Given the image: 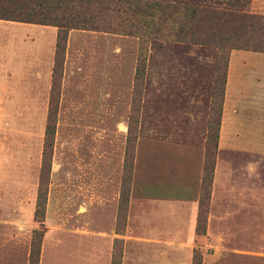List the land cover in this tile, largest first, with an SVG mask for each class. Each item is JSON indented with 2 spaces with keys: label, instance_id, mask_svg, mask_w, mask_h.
Returning a JSON list of instances; mask_svg holds the SVG:
<instances>
[{
  "label": "rangeland",
  "instance_id": "rangeland-1",
  "mask_svg": "<svg viewBox=\"0 0 264 264\" xmlns=\"http://www.w3.org/2000/svg\"><path fill=\"white\" fill-rule=\"evenodd\" d=\"M248 10L264 15V0H250ZM57 30L0 19V264L27 257L34 229L42 232L38 264H87L95 248L93 232L110 228L115 235L109 264L117 255L122 264L131 198L138 193L136 163L141 165L153 138V150L161 158L172 157L169 144L182 141L185 133L183 121L170 115L183 108L191 87L207 91V64L192 58L215 60L216 49L176 41L145 44L134 36L70 29L55 69ZM215 69L213 62L207 131ZM52 92L55 132L49 171L43 174L47 200L40 222L34 212ZM206 139L207 132L204 162ZM253 158L255 176L249 177L241 200L249 203L242 209L256 218L224 222L181 256L172 243L129 238V257L137 264H152L157 256L162 264L176 257L182 264H264V156ZM211 190L212 177L209 183L202 170L197 223L202 210L204 230ZM128 233L139 232L128 226Z\"/></svg>",
  "mask_w": 264,
  "mask_h": 264
},
{
  "label": "crops",
  "instance_id": "crops-1",
  "mask_svg": "<svg viewBox=\"0 0 264 264\" xmlns=\"http://www.w3.org/2000/svg\"><path fill=\"white\" fill-rule=\"evenodd\" d=\"M192 59H200L207 64V77L204 78L207 91L201 89L198 93L196 88L191 87L183 108L175 109L170 115L171 120L183 121L185 133L182 141L169 144L174 150L172 157L161 158L152 148L157 143L153 138L141 165L137 167L136 163L133 181H136L135 192L138 193L131 198L127 229L123 235L125 249L122 264H137L129 257V238L172 243V250H178L179 253L175 254L181 256V253H189L197 240L215 235V229H219L224 222L227 225L250 222L257 216L245 210L249 208V203L241 200V197L248 189L246 184L249 177L255 176L256 159L253 157L264 156V52L233 49L229 54L210 210L203 234L197 233V203L210 103V70L215 60L209 56ZM193 75L190 72V76ZM235 175L237 179H234ZM244 206L245 209H242ZM128 226L129 229L131 226L137 228L139 233L129 234ZM113 233L111 228L93 232L95 248L89 253L87 264H109ZM28 254L29 249L27 257ZM27 257L23 261L19 258L17 264H27ZM160 260L157 256L151 263L162 264ZM170 263L183 262L181 257H176Z\"/></svg>",
  "mask_w": 264,
  "mask_h": 264
},
{
  "label": "trees",
  "instance_id": "trees-1",
  "mask_svg": "<svg viewBox=\"0 0 264 264\" xmlns=\"http://www.w3.org/2000/svg\"><path fill=\"white\" fill-rule=\"evenodd\" d=\"M249 3L250 0H0V19L56 27L55 69L61 63V53L70 29L134 36L145 44L150 40H161L214 47L216 76L203 166V176L210 183L229 54L233 49L264 52V15L251 13ZM219 62H222V69L217 68ZM138 73H141L140 69ZM55 101L56 95L52 92L34 212L35 219L40 222L44 220L46 211L47 187L43 174L45 168L49 171L55 132ZM131 170L129 166L128 182ZM202 213L204 211L200 210L197 230L204 233ZM41 239V230L34 229L28 264L39 263ZM118 256L113 257L111 264H119Z\"/></svg>",
  "mask_w": 264,
  "mask_h": 264
}]
</instances>
